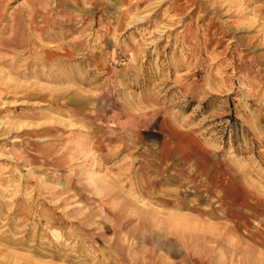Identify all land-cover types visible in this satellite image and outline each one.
Instances as JSON below:
<instances>
[{"label": "rangeland", "instance_id": "rangeland-1", "mask_svg": "<svg viewBox=\"0 0 264 264\" xmlns=\"http://www.w3.org/2000/svg\"><path fill=\"white\" fill-rule=\"evenodd\" d=\"M0 264H264V0H0Z\"/></svg>", "mask_w": 264, "mask_h": 264}]
</instances>
